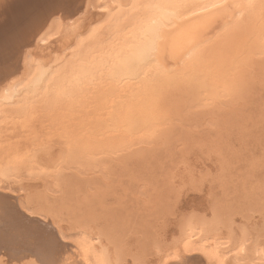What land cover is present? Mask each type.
I'll list each match as a JSON object with an SVG mask.
<instances>
[{
	"label": "rangeland",
	"instance_id": "1",
	"mask_svg": "<svg viewBox=\"0 0 264 264\" xmlns=\"http://www.w3.org/2000/svg\"><path fill=\"white\" fill-rule=\"evenodd\" d=\"M148 1L130 25L128 14L102 24L59 82L47 68L71 37L37 45L43 19L82 30L100 14L81 17L82 0H0V88L26 77V53L36 63L0 105V264H87L92 251L107 264H163L187 237L226 264H264V0L193 15L192 1ZM160 4L177 20L151 61L109 76ZM185 255L168 264H214Z\"/></svg>",
	"mask_w": 264,
	"mask_h": 264
},
{
	"label": "bare ground",
	"instance_id": "2",
	"mask_svg": "<svg viewBox=\"0 0 264 264\" xmlns=\"http://www.w3.org/2000/svg\"><path fill=\"white\" fill-rule=\"evenodd\" d=\"M10 1V0H9ZM84 1L83 3V10L81 11V17L82 15H90V14H100V16L96 19H94L89 25L86 26V28L79 30L76 29L75 27L72 28L71 23H74V21L70 20H63L61 16H52L48 19V21L44 20L42 22H44V30L38 34V38L36 36V40L35 43L38 45H44V44H48V43H53L54 40H60L62 37L63 40L65 39V36H69L71 37L70 42H68L69 40L64 41L66 44H68V46L65 48V51L63 52V55H61L58 58L53 59L51 65L49 66V68H47L48 72H50V75L47 76L45 79L50 80V78L52 77V75L56 74L57 72L59 73V75L53 76L56 80H60L59 82H61L62 80H64V77L67 75V77H70V72L72 70L70 64L72 66L74 62H81L79 61L80 57L85 56L86 55V49L87 47L83 48L85 45V40H87L88 38L90 39L91 37L95 36V34L98 32V29L100 28V26L102 24H104L105 22H113L114 24H121V19H126L123 18V16L125 14H128V18L131 19H126L124 22H126V24L123 23L122 26H126L127 24L130 25V21L133 22V20L136 18H138V11H141V5L144 2V0H82ZM150 1V0H149ZM148 1V3H149ZM154 1V0H153ZM162 1V0H161ZM174 1V0H173ZM179 3L182 2L183 4H189L191 5V3L193 2L194 6L191 7L188 12L186 11V13H188L189 15H193V14H198V13H203V14H207L209 12H211L212 10H215V8L217 7H229L230 5H238V4H243L244 2H246V0H176ZM192 1V2H190ZM142 2V3H141ZM151 2V1H150ZM178 2H172L175 6H173V11H176L175 9H178V11H176L177 13H179V9L181 10V8L185 9L184 6L181 5V8H179V5L177 4ZM164 3V2H163ZM147 4V3H146ZM144 3V5H146ZM166 4V3H165ZM171 4V2L169 3ZM176 4V5H175ZM178 5V6H177ZM161 10L158 11V15H152L149 18H144L145 15H142L140 18L141 23L139 24H143L144 28L141 27L142 31H143V35L142 38L140 39V43L138 45H135V50L129 51L130 56L126 57L125 54L124 56L120 59V61L117 63L118 64L116 67L112 68L109 72V76L112 77H120V76H125V77H132V76H136V72L137 69L139 70L140 66H144L147 65L151 60H150V56L153 54V43L156 42V38L157 37H161L159 32L161 33V30L163 27H167L169 24L174 23V20L176 21L177 19L173 17V19H171L170 15H166V9L169 8L166 7V9L164 10L163 5L160 4ZM178 7V8H177ZM146 8V7H145ZM158 8V7H157ZM141 9V10H140ZM182 9V11H183ZM168 11V9H167ZM171 10H169L168 12H170ZM147 12V11H146ZM160 12V13H159ZM167 12V14H168ZM181 13V12H180ZM183 13V12H182ZM79 14V15H80ZM146 14V13H145ZM165 14V15H164ZM173 14V13H172ZM65 15V14H64ZM143 17V18H142ZM48 18V17H47ZM45 18V19H47ZM158 20H157V19ZM74 20V19H73ZM76 21V20H75ZM157 22L156 25H151V23L153 22ZM139 22V21H138ZM135 24V23H134ZM141 25V26H143ZM163 26V27H162ZM172 26V25H171ZM135 27V26H133ZM136 28V27H135ZM139 28V26H138ZM136 28V29H138ZM135 29V31H136ZM166 29V28H164ZM237 29V28H236ZM133 30V28L131 29ZM121 31V30H120ZM119 31V32H120ZM138 31V30H137ZM117 32V33H119ZM131 33V32H130ZM134 33V32H133ZM138 32L136 33L137 36ZM142 34V33H141ZM159 34V35H158ZM113 35V34H112ZM135 35V34H134ZM263 38V37H261ZM138 39V38H137ZM62 40V39H61ZM105 40V39H104ZM133 40V39H131ZM143 40V42H142ZM155 40V41H154ZM134 41V40H133ZM137 42V41H134ZM103 45V44H102ZM130 46V45H129ZM83 48V49H81ZM134 48V47H132ZM155 48V46H154ZM226 48V47H225ZM81 49V50H80ZM125 50V48H124ZM113 53V52H112ZM119 53V52H118ZM193 53V51H192ZM123 54V53H122ZM191 54V53H190ZM120 55V54H119ZM128 55V54H127ZM110 56V55H109ZM191 56V55H190ZM203 57V56H202ZM35 58V57H34ZM75 58L74 60H71ZM79 58V59H78ZM84 58V57H83ZM82 59V58H81ZM85 60V59H84ZM94 60V59H93ZM155 60V59H154ZM153 61V63H155ZM104 61V60H103ZM106 61V60H105ZM214 61V59H213ZM55 62V63H54ZM109 62V61H108ZM121 62L124 65H120ZM35 63V60L33 59V57L29 54L26 53L24 55V59L22 61L23 64V69H24V73H25V78L23 79H19L20 81H15V86L13 89H9L8 86L4 87V88H0V105L3 104L2 102H8L7 100L12 101L14 98H16L18 96V94L21 92V88H23V86L28 85L27 83L31 80L30 76L32 75V65ZM84 63V62H83ZM114 63V62H113ZM112 63V64H113ZM120 63V64H119ZM188 63V62H187ZM36 64V63H35ZM110 64V63H109ZM70 66V67H69ZM158 66V65H157ZM83 67V66H82ZM96 67V66H95ZM109 67V66H108ZM187 67V66H186ZM228 67V66H227ZM81 68V67H80ZM161 68V67H160ZM188 68V67H187ZM75 69V68H74ZM96 69V68H95ZM164 69V68H163ZM94 70V69H93ZM159 70V69H158ZM78 71V70H77ZM76 71V72H77ZM162 71V70H161ZM46 72V71H45ZM69 72V74H68ZM75 72V73H76ZM158 72V71H157ZM189 72V71H188ZM80 73V72H79ZM88 73V72H87ZM97 73V71H96ZM104 73V72H103ZM175 73V72H174ZM43 74V72H42ZM45 74V73H44ZM43 74V75H44ZM77 74V73H76ZM82 74V72H81ZM138 74V73H137ZM162 74V73H161ZM169 74V73H168ZM176 74V73H175ZM40 75V74H39ZM42 75V77H43ZM45 76V75H44ZM88 76V75H87ZM90 76V75H89ZM93 76V75H92ZM160 76V75H159ZM158 76V77H159ZM174 76V74H173ZM182 76V75H181ZM40 77V76H39ZM72 77V76H71ZM95 77V75H94ZM13 78V77H12ZM90 78V77H89ZM146 78V77H145ZM148 78V77H147ZM146 78V79H147ZM164 78V77H163ZM159 79V78H158ZM79 80V79H78ZM13 81V80H12ZM65 81H67L65 79ZM64 81V82H65ZM104 81V80H103ZM154 81V80H153ZM63 82V83H64ZM97 82V81H96ZM143 82V81H142ZM12 83V82H11ZM10 83V85H11ZM61 83V84H63ZM70 83V82H69ZM103 83V82H102ZM6 84V83H4ZM82 84V83H81ZM114 84V83H113ZM117 84V83H116ZM66 85V84H65ZM140 85V84H139ZM67 86V85H66ZM73 86V85H71ZM64 87V86H63ZM84 87V86H82ZM141 87V86H140ZM143 87V86H142ZM146 87V86H145ZM86 89V88H85ZM111 89V88H110ZM109 90V89H108ZM70 91V90H69ZM81 90H79L80 92ZM68 92V91H67ZM126 93V92H125ZM21 94V93H20ZM72 94V93H71ZM111 94V93H110ZM145 95V94H144ZM14 101V100H13ZM5 104V103H4ZM72 104V103H71ZM112 104V103H111ZM9 105V104H7ZM109 106V105H108ZM186 107V106H185ZM73 108V106H72ZM106 115V114H105ZM111 115V114H110ZM114 122V121H113ZM112 123V121H111ZM155 124V123H154ZM152 125V124H151ZM114 128V127H113ZM7 207V205H6ZM8 208V207H7ZM7 210V209H6ZM10 210V208H9ZM12 213V212H11ZM53 236V235H52ZM200 240V239H198ZM203 240V239H202ZM51 241V240H50ZM55 241V240H54ZM206 245V246H205ZM207 244H204L203 241H196L195 239H192L190 237L184 238L180 244V248H179V254L176 251H169L168 253L162 255V263L163 264H168L169 262H173L175 260L176 257L178 256H182L185 255V253H193V252H200L203 256L207 257L209 260H211L214 264H226L221 258H219V252L217 250V248L208 246ZM50 247V246H49ZM1 250V249H0ZM50 251H53L52 248ZM98 251V250H97ZM101 252V251H100ZM181 254V255H180ZM106 254L103 253H99L98 252H91V256H90V261L87 262V264H107V258H109L107 256H105ZM74 255H72L73 257ZM110 256V255H109ZM186 256V255H185ZM70 255L68 257H64L63 261L56 259L55 261L49 262L50 264H84L80 258H72ZM75 257V256H74ZM2 258V257H1ZM185 258V257H184ZM196 258V256H195ZM185 261V259L180 260ZM179 261V262H180ZM184 263V262H183ZM23 264V263H22ZM207 264V263H206ZM211 264V262H210Z\"/></svg>",
	"mask_w": 264,
	"mask_h": 264
}]
</instances>
